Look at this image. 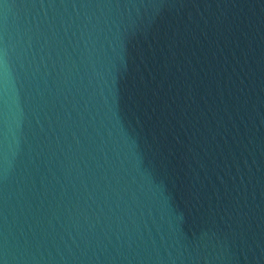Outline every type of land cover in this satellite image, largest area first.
Returning <instances> with one entry per match:
<instances>
[{"label":"water","instance_id":"water-1","mask_svg":"<svg viewBox=\"0 0 264 264\" xmlns=\"http://www.w3.org/2000/svg\"><path fill=\"white\" fill-rule=\"evenodd\" d=\"M0 264H264V0H0Z\"/></svg>","mask_w":264,"mask_h":264}]
</instances>
